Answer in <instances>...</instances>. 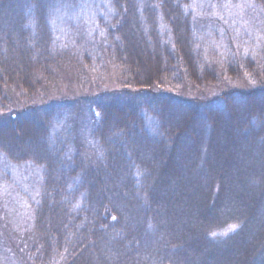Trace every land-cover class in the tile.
Here are the masks:
<instances>
[{
    "label": "trees",
    "instance_id": "trees-1",
    "mask_svg": "<svg viewBox=\"0 0 264 264\" xmlns=\"http://www.w3.org/2000/svg\"><path fill=\"white\" fill-rule=\"evenodd\" d=\"M54 1L0 0V154L44 167L20 264H264V61H208L187 0H111L94 141L53 140Z\"/></svg>",
    "mask_w": 264,
    "mask_h": 264
},
{
    "label": "rangeland",
    "instance_id": "rangeland-1",
    "mask_svg": "<svg viewBox=\"0 0 264 264\" xmlns=\"http://www.w3.org/2000/svg\"><path fill=\"white\" fill-rule=\"evenodd\" d=\"M263 3L257 0L186 1L187 12L193 14L208 61L223 65L226 60L244 56L264 61ZM53 10L51 27L59 45L74 54L71 56L74 63V58L81 62L76 67L72 65V73L66 72L58 80V90L53 89L59 93L58 98L69 104L55 118L52 139L64 141L81 136L85 145H91L94 140L88 105L102 88L110 86V76H114L113 83L118 78L115 71L108 73L103 54L113 3L111 0H55ZM83 55H87V60ZM186 86V92L192 91L191 86ZM222 89V83L210 87L215 94ZM198 91L193 88L191 93L195 95ZM148 123L155 126L156 120L149 117ZM43 180L42 165L15 162L0 154V264H20L26 256Z\"/></svg>",
    "mask_w": 264,
    "mask_h": 264
}]
</instances>
